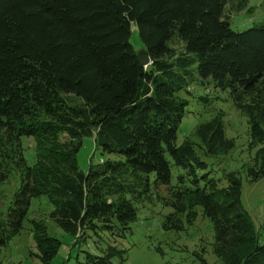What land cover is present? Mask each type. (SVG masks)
I'll list each match as a JSON object with an SVG mask.
<instances>
[{"label": "trees", "instance_id": "obj_1", "mask_svg": "<svg viewBox=\"0 0 264 264\" xmlns=\"http://www.w3.org/2000/svg\"><path fill=\"white\" fill-rule=\"evenodd\" d=\"M227 1L0 0V182L11 166L21 179L0 213V248L20 235L31 200L41 197L53 208L50 219L71 236L108 232L125 238L138 220L133 200L147 192L150 175L157 185L170 186V157L194 178L195 189H173L176 202L190 208L191 224L194 207L203 209L213 224L215 254L224 264H264V244L243 207L241 183L230 174L231 190L215 180L200 187L207 164L199 151L214 156L234 146L222 114L210 122L202 144L190 136L177 143L190 103L179 93H191L193 83L230 88L249 117L251 146L260 147L254 182L264 178V20L233 30ZM247 7V0L235 5ZM134 35L152 60L146 67ZM244 95L252 103L245 104ZM92 135L102 155L118 159L83 171L78 153ZM23 137L36 142L31 165ZM174 206L176 216L164 228L184 230V210ZM60 246L49 234L37 238L40 262L51 264ZM125 254L110 246L103 256L87 253L86 261L113 264L120 256L125 262Z\"/></svg>", "mask_w": 264, "mask_h": 264}, {"label": "rangeland", "instance_id": "obj_2", "mask_svg": "<svg viewBox=\"0 0 264 264\" xmlns=\"http://www.w3.org/2000/svg\"><path fill=\"white\" fill-rule=\"evenodd\" d=\"M237 1L228 0L226 5V16L230 18L233 30L244 31L264 20V0H247L248 7L242 10L235 8ZM131 40L135 48L142 51L143 44L139 36L134 35ZM175 48L178 54L183 52L179 41ZM207 87L193 83L191 93H179L180 97L189 99L190 103L178 130L177 143L182 144L190 136V139L202 144L203 134L212 131L210 122L218 114H222L227 139L234 146L232 149L220 150L214 156H205L199 151L201 159L207 164V169L199 173V177L205 175L200 187L204 188L207 183L210 185L215 180L219 188L228 189V176L233 174L241 183L243 207L256 225L260 243L264 244V178L254 182L260 147L251 146L249 117L238 106L232 90L216 88L213 82ZM243 100L245 104H250L253 98L244 95ZM35 144L32 137L22 139L23 155L30 165L34 162ZM108 158L118 159L101 154L95 135L85 137L78 153L79 166L83 171H88L91 165L104 163ZM169 161L173 166L170 186L157 185L155 175H150L147 192L138 200H133L138 210V220L131 225V232L125 238H118L108 232H87L83 238L71 236L50 219L53 208L46 197H41L31 200L29 216L23 222L20 235L0 248V264H42L37 238L43 234L61 241L58 255L51 264H87V253L103 256L110 246L126 251V261L122 262L121 257L116 256L112 260L113 264H224L214 252L216 239L213 224L205 217L203 209L194 207L197 218L191 224L187 218L190 208L176 202L173 189H195L194 178L175 167L170 157ZM180 177H185L184 183L180 182ZM20 181L19 171L11 166L5 180L0 182V213H6ZM174 205L184 210L181 214L184 230L164 228V224L169 223L168 217L176 216L177 209ZM32 222L38 223L43 232H37V228L34 229L31 225Z\"/></svg>", "mask_w": 264, "mask_h": 264}, {"label": "water", "instance_id": "obj_3", "mask_svg": "<svg viewBox=\"0 0 264 264\" xmlns=\"http://www.w3.org/2000/svg\"><path fill=\"white\" fill-rule=\"evenodd\" d=\"M137 57L140 64L144 67L148 66L149 64H152V60L146 51L140 52Z\"/></svg>", "mask_w": 264, "mask_h": 264}]
</instances>
